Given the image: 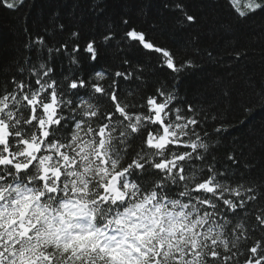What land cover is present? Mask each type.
Returning a JSON list of instances; mask_svg holds the SVG:
<instances>
[{
  "label": "snow or ice",
  "instance_id": "obj_1",
  "mask_svg": "<svg viewBox=\"0 0 264 264\" xmlns=\"http://www.w3.org/2000/svg\"><path fill=\"white\" fill-rule=\"evenodd\" d=\"M223 2L240 23L264 15V0ZM175 8L178 23H198L183 3ZM121 23L125 40L177 77L196 67ZM31 47L44 50V38ZM46 51L0 80V264H237L238 255L264 264V178L250 180L236 150L217 166L205 139L215 137L201 127L214 117L181 100L175 83L137 103L121 87L140 79L134 67L57 75L53 51L96 62L95 39ZM241 241H251L242 253Z\"/></svg>",
  "mask_w": 264,
  "mask_h": 264
},
{
  "label": "trees",
  "instance_id": "obj_2",
  "mask_svg": "<svg viewBox=\"0 0 264 264\" xmlns=\"http://www.w3.org/2000/svg\"><path fill=\"white\" fill-rule=\"evenodd\" d=\"M177 3L196 15L198 23H178L182 17L175 8ZM122 20L169 49L177 63L190 59L196 67L178 77L161 67L157 54L123 38ZM109 31L115 38L110 44L103 43L102 37ZM74 32L79 35L73 37ZM40 36L45 48L38 52L31 44ZM92 39L100 48L96 62L81 59L75 65L65 52H52L49 62L57 75L84 77L134 67L140 79L121 87L137 103L157 88L175 83L181 100L202 107L215 118L201 127L215 137L205 139L215 149L217 166L224 165L225 153L236 150L243 154L241 165L248 167L249 179L260 182L264 178V15L240 23L223 0H24L14 9L0 4V80L13 76L20 65L27 67L29 59L37 62L38 56H48L46 48L55 50L78 42L83 49ZM238 52L243 55L237 56ZM124 59L130 65H123ZM220 123L228 131L217 136L212 126ZM261 235L264 233L257 232V238ZM247 243L251 241H241V253ZM244 259L238 255L237 264Z\"/></svg>",
  "mask_w": 264,
  "mask_h": 264
}]
</instances>
